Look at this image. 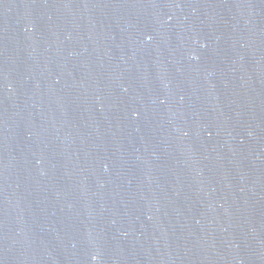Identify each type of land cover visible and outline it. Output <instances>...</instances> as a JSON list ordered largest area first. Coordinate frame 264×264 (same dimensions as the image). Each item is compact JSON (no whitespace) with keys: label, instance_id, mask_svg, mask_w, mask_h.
Returning <instances> with one entry per match:
<instances>
[{"label":"water","instance_id":"1","mask_svg":"<svg viewBox=\"0 0 264 264\" xmlns=\"http://www.w3.org/2000/svg\"><path fill=\"white\" fill-rule=\"evenodd\" d=\"M0 264H264V0H0Z\"/></svg>","mask_w":264,"mask_h":264}]
</instances>
